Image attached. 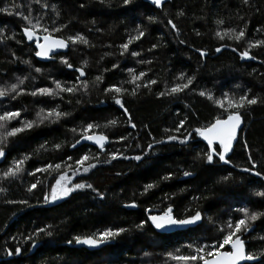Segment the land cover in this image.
Wrapping results in <instances>:
<instances>
[{"label":"trees","instance_id":"obj_1","mask_svg":"<svg viewBox=\"0 0 264 264\" xmlns=\"http://www.w3.org/2000/svg\"><path fill=\"white\" fill-rule=\"evenodd\" d=\"M41 2L49 7L41 9L35 0H0V9L13 13L0 11V29L4 33L0 35V87L17 83L18 77H27L21 87L28 90L54 88L53 80L74 83L79 75L74 69L85 60L88 63L81 79L88 81L89 87L86 93H63V99L29 94L16 99H11L14 94L0 98V114L5 110H20L21 118L35 120L41 108L47 111L56 105L60 111L69 113L55 122L45 120L34 125L0 145L6 152V158L0 160V172L14 158L30 154L19 179H0V187L6 189L0 193V264H178L168 258V253L189 255L192 252L189 244H205L217 239L222 235L217 226L229 218L233 221L243 218V214L236 211L239 207L264 213V197L255 195L264 191V179L239 171L241 167H250L247 163L250 154L257 163V171L264 173V45L248 49L255 57L251 61H244L239 55L248 48L249 41H264V0H249L248 5L242 0H165L160 8L151 0H131L128 5H124L123 0ZM29 11L33 17L44 14L43 22L49 26L52 21H56V25H67L54 35L67 37L80 33L91 46L70 44L67 53L55 56L50 62H40L34 55V45L22 34L25 21L16 15L17 12L27 15ZM179 12L183 15L178 16ZM168 20L176 24L178 32L172 30ZM217 20L224 23L217 25ZM245 25V37L240 42L227 35L223 39L215 35L227 28L239 31ZM137 26L145 35L132 41L129 50L120 55L119 45L136 35ZM16 40L21 43L17 44ZM181 40L185 43H180ZM153 45L157 46L153 48ZM217 47H221V52L215 51ZM233 47L236 52L232 51ZM196 49L206 51V56L201 58ZM132 51L140 55L134 57ZM13 54L17 59H13ZM60 56H66L73 68L61 63ZM22 60H30L31 66ZM141 60L151 63H140ZM113 64L117 67L113 68ZM36 67L41 68V72H35ZM129 69L135 74L146 72L137 83L143 85L149 79L157 83L148 88L141 86L136 95H130L134 85L127 83L131 79ZM181 72L195 76L189 89L177 95L158 96L166 86L179 82L175 78ZM97 75L103 76V83L98 86L94 83ZM110 85L128 89L122 96L128 114L114 103L113 93L103 91ZM200 91H210L214 99L222 98L225 92L230 97L238 98L247 93L249 98H258L256 105L240 110L244 126L228 154L230 165L218 161L209 165L202 158L196 159L197 153L205 150L206 142L194 133L187 144L154 143L167 135L187 134L222 116V110L213 100L200 96ZM129 117L135 128L129 124ZM185 119L180 133L165 132V129H175L179 121ZM109 120L117 123L105 127ZM88 123L98 124L92 132L111 140L103 152L81 143L75 148L70 146L80 138V130ZM13 126H19V121L12 120L8 127ZM72 129L77 131L74 133ZM122 136L124 140L120 139ZM149 143L154 144L152 150L147 149ZM245 143L248 151L244 149ZM55 144H60L61 148L55 149ZM113 152L143 158L136 161L118 155L111 160L108 154ZM145 152L148 154L144 155ZM84 154L90 156L86 164L96 163L97 166L86 174L73 175L79 183L92 184L104 198L85 188L60 202L44 204L43 194L50 193L62 172L70 174L76 167L75 161ZM97 155L99 161L95 159ZM69 156L72 160H67ZM106 160L110 162L105 163ZM49 163H61V169L27 174ZM185 170L192 174L185 177ZM229 172L231 177L222 180ZM168 174L171 179H161ZM37 180L40 181L37 188L28 192L27 187ZM149 183L156 186L145 193V185ZM8 200H27L28 204H9ZM133 201L136 207H125ZM167 206L173 208L177 217L198 210L203 219L195 225L179 227L172 235L162 234L147 222L148 211L159 214ZM209 218L213 223H209ZM141 221H146L143 229L137 227ZM249 224V231L242 235L247 251L264 253V214ZM48 225L52 235L41 233L37 238L39 248L30 255L31 241H25V237L36 228ZM108 228H124L125 231L99 247H75V236H90ZM16 247L21 249L19 255L15 254ZM7 251H12L13 255H7ZM260 258L256 264H264V255Z\"/></svg>","mask_w":264,"mask_h":264},{"label":"snow or ice","instance_id":"obj_2","mask_svg":"<svg viewBox=\"0 0 264 264\" xmlns=\"http://www.w3.org/2000/svg\"><path fill=\"white\" fill-rule=\"evenodd\" d=\"M37 4L40 5L41 9H47L49 5L47 3H42L41 0H35ZM131 3V0H123L124 5H128ZM151 3L155 5L157 8H160L163 0H151ZM242 3L244 5L249 4V0H242ZM53 11H55V5H52ZM0 11L6 12L8 15H12L13 13L8 11L7 9H0ZM57 16H59V13H56ZM16 15H18L21 19L25 21V24L22 26V34L24 38L28 41L34 44V55L35 57L41 58V59H54L55 56L51 55L57 52L58 49H66L69 47V44L75 46L77 44H83L85 46H91L89 44V40L85 38L84 35L77 33L75 35H68L67 37L64 36H56L54 33L62 32L63 28L67 27V25H56V21H52L51 26L44 23V14H39L35 17L32 16L31 11L28 12L27 15H24L23 13L17 12ZM178 16L183 15V12H179L177 14ZM150 21L154 22V18L150 17ZM168 25L171 26L173 31L178 32L177 26L175 23H173L172 20L167 21ZM217 25H222L224 22L222 20L216 21ZM245 28H240L239 31L235 28H227L223 33L220 31H217L215 35L219 37L220 39H223L225 35L228 36L229 39H234L236 42H240L245 37ZM0 35H4L3 30L0 29ZM145 35V32L140 28V26H137L136 28V35L129 36L127 43H122L119 45L121 52L120 55H124L125 52L129 50V44L132 43L134 40H139L141 37ZM199 35V33H197ZM16 43H21L20 40H16ZM180 43H185V41H180ZM261 45H264V41L256 40L254 43L249 41L248 48L244 51H241L239 53L241 59H255L254 56L250 55V52L248 49L252 47H259ZM157 45H153V48H155ZM151 50V49H150ZM196 51L199 52V55L201 58L206 56V51L202 49H196ZM217 53L221 52V47H217L215 49ZM233 52H236V48H232ZM105 55H109V53H105ZM132 56H138L140 55L137 51L131 52ZM13 59H17L15 57V54H13ZM24 64H28L31 66L30 60H22L21 61ZM60 62L63 63L65 66H67L69 69L73 68V65L69 63V60L66 56H60ZM140 63H151L150 60H141ZM87 60L83 61L80 67H76L74 70L79 75L76 76L75 82H65L62 83L59 80H53L52 83L54 84L53 87H36L32 90L25 89L21 87L25 79L17 78V83H12L10 86L4 88L0 87V98L8 97L10 94L11 99H16L17 96L23 95V94H29L31 96H51L53 98L60 97L63 99V96L61 94L68 93V94H76L77 92H87L89 83L86 80H82L81 78L85 76V67L87 66ZM113 68H116L117 65L113 64ZM35 72L39 73L41 72V68L36 67ZM104 71H108V69H104ZM131 74V79L127 81V83L133 84L134 89L130 95H136V90L139 89L141 86L148 88L150 85H154L157 83L155 79H149L147 82L143 83H137L138 81H141L143 77H145L147 74L144 71H140L139 74H135L132 69L128 70ZM176 81L172 84L171 87H165V90L160 91L158 93V96H172L177 95L181 92H183L186 89H189L190 85L193 84V81L195 80L194 75H186L185 73L181 72L176 78ZM94 83L96 86L99 85V83H103V76L97 75L94 78ZM105 94L113 93L112 99L114 100V103L118 105L121 109H123L125 114H128L129 110L125 107V103L123 102L122 96L125 93H128V89L116 86V85H110L107 88L103 90ZM200 96H206L208 100H213L214 104L222 110V116L219 118L214 119L212 122L208 123L206 126L203 127H196L193 129L192 132H188L187 134L182 135H167L165 138L161 140H156L154 143L156 144H162L166 142H172L177 141L181 144H187L191 139H193V133L196 137H199L202 139V141L206 142V148L205 150L200 153H197L196 159H203L205 163L211 165L215 162H220L224 165H230L232 163L231 158L229 157V153L233 149V142L237 139L238 129H240L241 123H242V117H241V109H245L246 107H250L252 105H256L258 103V98L253 96L249 98L247 93L240 95L238 98L235 96H229L227 92L223 93L222 98H215L213 97L212 93L210 91H200L198 93ZM79 103V101H77ZM69 113L62 112L59 110V105H56L55 107H52L48 109L47 111L44 108H41L40 111L36 113V119L35 120H28L21 118V111L20 110H5L0 114V145H4L7 143L9 137H15L17 134L22 133L28 129H32L34 125H39L44 123L45 120H48L50 122H55L56 120H59L62 116H66ZM226 114V115H223ZM12 120H18L19 126H13L11 128L8 127V125L11 123ZM186 122L185 120H180L179 123L176 125L175 129H165V132L169 131H175L176 133H180L181 129L184 127ZM117 123L116 120H109L108 124L105 125V127L109 125H115ZM129 124H131V127L135 128L136 125L132 123L131 118L129 117ZM99 127L98 124L88 123L85 127H83L80 130V138L77 139L73 144L70 146L72 148H75L78 144L81 143V141H91L93 144L99 147L100 151H104V145L108 140V137L103 134H96L92 132L94 128ZM72 131L75 133L77 130L72 129ZM121 140H124L125 137H121ZM42 148L45 147V145H41ZM55 149H60V144L53 145ZM139 147V145H137ZM154 147L153 143H149L147 145L148 150H152ZM245 151H248V145L247 143L244 144ZM148 153L145 152L144 155H147ZM111 160L117 159L118 155H122L123 159H133L136 161H140L143 156L142 155H135L128 157L123 154L119 153H109ZM6 158V152L4 150V147L0 146V160H3ZM30 159V154H24L21 157L14 158L9 166L6 167L5 170L0 172V179L3 180H17L20 178L21 174L24 173V165L25 162ZM97 161H99V156L97 155L95 157ZM67 160H72V157H67ZM90 160V156L87 154L82 155L79 159L75 161L76 167L73 168L74 174L79 173H88L90 169H93L97 166L96 163H87V161ZM105 163L110 162L109 160L104 161ZM63 163V162H62ZM247 163L250 165V167H241L239 168V171L244 173H251L254 176L261 177V179H264V173L257 171V163L252 158V156L249 154L247 158ZM62 164L56 163V164H47L44 167H38L34 171L28 172V175H35L37 172H45L48 169H61ZM68 168H72V165H66ZM233 167H238L237 165H233ZM192 173L191 171L185 170L183 172V175L185 177L190 176ZM232 173L229 172L227 175L222 177V180L227 181L231 177ZM162 180H168L171 179V174L165 175L161 177ZM40 181L37 180L34 183H31L27 187L28 192H33L34 189L37 188V184H39ZM156 185L153 183H149L145 185L144 192L147 193L149 189H152ZM91 189L94 192H97V195L100 196L101 199H103V194L98 192L92 184L90 183H72V177H70L67 172H62L59 177L55 180V184H53L50 188V193H44L43 194V203L44 204H51L58 200L64 199L65 197H68L71 193H73L76 190L80 189ZM6 189L3 187H0V193L5 192ZM257 196L264 197V191H258L255 193ZM167 198V197H166ZM7 203L14 204L19 203L23 205H27V200H8ZM135 201H133L131 204L125 205V207H136ZM150 211V210H149ZM236 211H239L243 214V218H237L233 221L232 218H229L227 221L223 223L221 226H217V230L222 235L218 237L217 239L212 240L209 243L205 244H197L192 245L189 244L188 247L192 250L191 254L189 255H181V254H172L168 253V258L178 262V264H242V262L245 261H257L261 255H264V253H252L247 252L245 248V241L242 239V235L244 233H247L250 228L249 222L256 221L260 215L264 213H260L257 211L249 212L248 207H239L236 209ZM203 219L202 213L200 211H195L194 214L187 215L184 217H177L173 214V208L171 206H167L165 210H163L159 214L155 215H149L147 217V222H150L151 226L154 227L156 230H167L169 228L173 227H185L190 225H195L197 222H200ZM146 221H141L139 225H137L138 228L143 229ZM209 223H213L211 218H209ZM51 226H45V227H38L36 228L32 233H30L28 236L25 237V241H31V245L33 248L37 246V238L40 237L41 233H44L47 236H51L52 232L48 231V228ZM125 231L124 228H118V229H105L103 231H100L94 235L90 236H75L74 240L76 244H83L87 245L89 247H99L102 244L110 243L111 241L115 240L116 237L120 236L121 233ZM264 239V237H262ZM71 243V241H69ZM227 246V247H226ZM21 252L20 247H16L15 254L19 255ZM7 255L11 256L13 255L12 251H7Z\"/></svg>","mask_w":264,"mask_h":264},{"label":"water","instance_id":"obj_3","mask_svg":"<svg viewBox=\"0 0 264 264\" xmlns=\"http://www.w3.org/2000/svg\"><path fill=\"white\" fill-rule=\"evenodd\" d=\"M28 43L29 44H33L31 42H28ZM69 48H70V44H69V47L68 48H66V49H58L56 53L51 54V55L57 56V55H60V54H63V53H67L69 51ZM36 58H37V60H39L40 62H43V63H47V62H50V61L54 60V59H41V58H38V57H36ZM243 60L244 61H251L253 59H243ZM243 126H244V122H243V119H242V123H241L240 129H238L237 136L239 135L240 131L243 129ZM96 134H99V133H96ZM110 143H111V140L108 138L107 142L104 145V149L106 147H108L110 145ZM81 144L88 145V146L95 147V148H98L99 149V147L96 146L95 144H93L91 141H81ZM149 215H155V214H152V210H150V211H148V216ZM178 229L179 228H177V227H173V228H169L167 230H157V231L160 232V233H162V234L172 235V234L176 233L178 231ZM241 238L243 239V236ZM75 247H88V246L87 245H83V244H77V245H75ZM38 248H39V245L38 244H37V246L35 248L32 247L31 252H30V255H32L33 253H35ZM245 248H246V251H247L246 242H245ZM260 260H261V258H259L257 261H245V262H242V264H256V263L260 262Z\"/></svg>","mask_w":264,"mask_h":264},{"label":"rangeland","instance_id":"obj_4","mask_svg":"<svg viewBox=\"0 0 264 264\" xmlns=\"http://www.w3.org/2000/svg\"><path fill=\"white\" fill-rule=\"evenodd\" d=\"M163 1H165V0H163ZM238 136H239V135H238ZM238 136H237V138H238ZM236 140H237V139H236ZM236 140H235V141H236ZM235 141H234V142H235ZM70 174H71V176H70ZM70 174H68V175H69L70 177H72V183H79V182L76 181V179H75V177H74V175H73V174H74L73 171H72ZM54 184H55V183H54ZM74 192H75V191H74ZM66 198H67V197H65L64 199H66ZM61 200H63V199H61ZM61 200H58V201H56V202H54V203L60 202Z\"/></svg>","mask_w":264,"mask_h":264}]
</instances>
